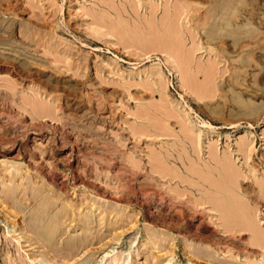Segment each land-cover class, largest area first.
Instances as JSON below:
<instances>
[{
  "label": "rangeland",
  "instance_id": "obj_1",
  "mask_svg": "<svg viewBox=\"0 0 264 264\" xmlns=\"http://www.w3.org/2000/svg\"><path fill=\"white\" fill-rule=\"evenodd\" d=\"M0 197V264H264V0H0Z\"/></svg>",
  "mask_w": 264,
  "mask_h": 264
},
{
  "label": "bare ground",
  "instance_id": "obj_2",
  "mask_svg": "<svg viewBox=\"0 0 264 264\" xmlns=\"http://www.w3.org/2000/svg\"><path fill=\"white\" fill-rule=\"evenodd\" d=\"M64 137V136H63ZM66 138V137H65ZM67 139V138H66ZM64 141V140H63ZM67 142H69V141H67ZM245 142V141H244ZM65 143H66V141H65ZM64 145V144H63ZM244 147H246V145H244ZM213 151H211V153H212ZM215 153V156H214V158L217 160L216 162H218V163H222V161L224 162V160H221V157H219L218 156V154H216L217 153V151L216 152H214ZM34 153H30V155L32 156ZM212 155V154H211ZM213 156V155H212ZM223 159V158H222ZM225 165V164H224ZM224 169V168H223ZM19 168H15V169H11V170H9L8 172H9V174H10V176L12 177V181H14V185H16V186H12V187H7V186H5V188L6 189H4V192H5V194L7 195V197L9 196V198L11 197H13V199H14V201H15V203H16V205H15V208L19 211V212H23V210H24V208H25V206H23V203L22 202H20V200H19V198L17 197L18 195V190L20 189V187H23L22 188V190L24 191L23 192V194H24V196H25V198H34V200H36V202L38 201L39 202V204H38V206H36L37 207V211L35 212V213H31V214H29V215H25L26 216V219H25V221H26V226L29 228V230H31L33 233H36L39 237L38 238H40L45 244H50L51 245V241H52V239H54L53 237L56 235V233H57V229L60 227L59 226V224L61 223V221H60V223L58 224V220H60L61 218L59 217V216H57L56 214V216L57 217H59V218H57L55 215H50L49 213V211L51 210V208L49 209V206L51 205V202H49L50 203V205L48 206V208L46 207V204H47V200H44L43 198L42 199H38V197H43V196H41L42 195V192L41 191H43L42 189H44V188H41V187H43V186H41V187H39L40 185H38V187H35V189H33L34 188V186H32V184H34V182L32 183V181H31V179H25L26 178V176L24 175V174H21L20 173V175H19ZM226 171V170H225ZM227 172V171H226ZM21 181V182H20ZM29 181H31V182H29ZM33 181H34V179H33ZM17 182V183H16ZM37 186V185H36ZM28 188V189H27ZM29 188H30V190H29ZM27 191H26V190ZM29 190V191H28ZM44 192V191H43ZM17 193V194H16ZM146 195V194H145ZM151 196V195H150ZM1 198V197H0ZM10 198V199H11ZM44 198H45V196H44ZM151 198V197H150ZM38 199V200H37ZM47 199V198H46ZM142 199V198H141ZM33 200V199H32ZM31 200V201H32ZM156 200V199H155ZM49 201V200H48ZM56 202V201H55ZM146 202V201H145ZM153 202V201H152ZM24 203H25V201H24ZM54 203V202H53ZM154 204H157V203H154ZM37 205V204H36ZM157 206V205H156ZM158 208V207H157ZM36 208H34V210H35ZM64 209V208H63ZM17 210H16V212H17ZM68 210V209H67ZM54 211V210H53ZM52 211V212H53ZM58 211H60L61 212V210L60 209H58ZM34 212V211H33ZM55 212V211H54ZM53 212V213H54ZM64 212V211H63ZM62 212V213H63ZM24 213V212H23ZM56 213V212H55ZM59 213V212H58ZM57 213V214H58ZM17 215H18V213H16ZM25 214V213H24ZM66 214H67V212H66ZM65 214V215H66ZM49 217V218H47L48 220H50L49 221V223H48V221H47V223L46 222H43V221H45V218L46 217ZM52 216V217H51ZM61 216V215H60ZM64 216V215H63ZM67 217V216H66ZM64 218V220L63 219H61V220H63V221H65V217H63ZM68 218V217H67ZM62 221V222H63ZM244 221H247L248 222V225H249V221H250V219L249 220H244ZM43 222V224H42V226H43V228L42 229H40V231H37V230H39V229H37V226L39 225V224H41ZM246 222V223H247ZM251 222V221H250ZM17 223L18 222H16V221H14L13 222V224H12V226L13 227H16V225H17ZM243 223V222H242ZM244 224H245V222H244ZM243 224V225H244ZM60 225H62V224H60ZM244 226H247V225H244ZM248 227V226H247ZM254 228V227H253ZM255 231V230H254ZM259 231V230H258ZM257 233V232H256ZM255 233V234H256ZM260 233V232H259ZM58 234V233H57ZM256 235H258V234H256ZM261 235H262V233H261ZM79 237V236H78ZM78 237H77V240H78ZM80 238V237H79ZM73 239V238H72ZM70 240V239H69ZM68 241V240H67ZM71 241V240H70ZM74 241V240H73ZM69 243V242H68ZM72 243V242H71ZM73 244V243H72Z\"/></svg>",
  "mask_w": 264,
  "mask_h": 264
}]
</instances>
